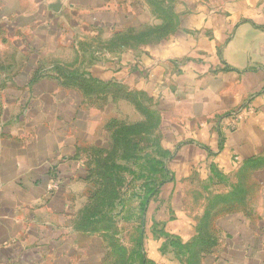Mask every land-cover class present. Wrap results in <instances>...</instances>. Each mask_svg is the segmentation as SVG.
<instances>
[{
	"label": "crops",
	"instance_id": "1",
	"mask_svg": "<svg viewBox=\"0 0 264 264\" xmlns=\"http://www.w3.org/2000/svg\"><path fill=\"white\" fill-rule=\"evenodd\" d=\"M145 1L0 0V29L21 35L35 57L0 88V264L114 263L110 234L82 221L99 189L94 161L111 150L118 125L142 122L112 114L123 107L140 115L127 94L157 113L167 152L169 178L139 215L149 264H182L164 250L165 236H197L198 221L185 212L188 186L233 181L247 161L264 157V0H169L178 23L166 39L98 48L146 28ZM65 70L121 87L122 97L90 95L64 81ZM262 173L250 170L246 200L215 217L224 238L216 264H264ZM232 217H241L233 235L221 224Z\"/></svg>",
	"mask_w": 264,
	"mask_h": 264
},
{
	"label": "rangeland",
	"instance_id": "2",
	"mask_svg": "<svg viewBox=\"0 0 264 264\" xmlns=\"http://www.w3.org/2000/svg\"><path fill=\"white\" fill-rule=\"evenodd\" d=\"M147 2L152 11L147 15V17H150V23L146 28H141V30L151 33V29L155 26L163 25L165 21L163 20L161 16L162 13L157 6L159 0H148ZM166 3L169 5L172 4L169 0H166ZM142 21H144V19H142ZM154 21L156 23H154ZM12 34V31L0 29V88H2V86L5 87L7 83L10 85V76L13 75V72L24 69L26 63L27 66L29 65V68L31 67V64L35 63V61H33L35 60V57H29V51L26 50V47L22 43V36ZM12 41L17 42L12 44ZM134 43L136 42L134 41ZM101 47L103 46H98V48ZM19 81L20 83H25L26 79L23 77L20 78ZM128 96L131 101L134 100L132 102L135 105L136 103H140L142 107H148L147 109H149V104L145 98L134 94ZM0 97L2 98V93H0ZM138 112L140 115L137 112L134 113L133 110H128L126 108L123 109V107H121L120 109H115L112 113L116 119H122L126 122L132 123L138 121L140 116L142 117V126H139L137 130H134V132L129 135L131 144L126 147L125 150L122 149L124 154H119L118 159H114V162L108 164L113 170L114 181L116 182V190L111 195V203L113 206L110 207L109 212L113 213L112 215L115 219V221L112 222L114 225L111 226L112 231L110 232V235L117 236L120 244L124 245L125 249L129 251L127 255H122L125 264H129V262H132L133 264L135 261L138 263L140 229L139 215L142 213L141 205L146 199L148 193H151L154 188L160 185L162 181H165L168 176V173L164 170L166 166L167 152L161 145L159 139L160 133H158V130L154 129L155 119L154 117L144 114L146 113L145 110H138ZM106 159L99 158L98 165L95 164L94 166L99 168L101 163L104 165ZM101 170L104 171L105 169L101 168ZM257 177L264 184V173ZM250 178L249 171H247L245 175L239 174L233 181L219 176L214 184L200 182L192 183L191 186H188L184 191V201L186 204L185 212L187 215H190L198 221L199 227L203 232L204 240L197 250L206 248L208 251L209 249V251L206 252V256L203 258L200 256L201 264L204 262L205 264H216V259L213 256V253L218 251L220 247L222 249L224 246V238H218L216 230L213 227V221L217 214L224 210L226 211L231 203L242 200L244 194L247 198L248 194H250L248 186L251 181ZM234 188L238 190L241 189V193L237 195V197H232L229 194ZM257 201L258 199L256 198V204ZM165 208L167 212L168 208ZM247 209H251L250 204ZM147 215L150 214L147 213ZM204 217L209 218L208 224L207 221L205 223L203 222ZM241 217L225 219L221 224L229 234H236L238 228L241 226ZM108 224L110 223L108 222ZM263 228L264 227H262V229ZM195 241L196 239H192L188 242L182 241L179 246L175 248L174 251L182 264H188V261L190 260L189 253L194 249L193 246ZM180 245H182V247H180ZM168 249L171 250V248ZM224 256L228 257L227 254H221L220 261L222 263L227 261V259H224ZM127 259L129 260L128 263H126ZM121 263L122 261L119 262V264Z\"/></svg>",
	"mask_w": 264,
	"mask_h": 264
},
{
	"label": "trees",
	"instance_id": "3",
	"mask_svg": "<svg viewBox=\"0 0 264 264\" xmlns=\"http://www.w3.org/2000/svg\"><path fill=\"white\" fill-rule=\"evenodd\" d=\"M148 1V0H147ZM156 5V4H155ZM160 12L162 13V18L165 21L163 25L160 26H155L153 29H151L150 31H152L151 33H147L145 31L140 30H132L130 32H124V33H118L116 34L110 41H108L107 43H102L103 49L105 50H109L111 52H115V51H122L125 49H134V48H138L139 46L143 45V44H156L164 39H166L169 35L173 34L176 29H177V23H178V18L174 12V9L172 7V5H169L166 3V0H159V3L157 4ZM157 8V7H156ZM136 32V33H135ZM134 41L136 43H134ZM64 81L72 83V84H77L79 86H81L84 90H86L88 92V94H95V95H106L107 91L109 90V92H112L113 90H115L116 94H119V96L122 97L121 93V87H114L113 89H111V87H109L106 84H102V85H96V81L93 80L92 78L85 76L77 71H69V70H65L64 71ZM120 90V91H119ZM103 92V93H102ZM132 94V93H131ZM127 94L125 96H127L128 98H130ZM137 95V94H134ZM139 96V95H137ZM136 96V97H137ZM140 97V96H139ZM134 101V100H132ZM136 108L140 111V110H145L146 115L150 116V117H154V129L155 130H159V124H160V120H159V116L157 115V113L153 110L147 109L148 107H142L140 105V103H136ZM139 126H142V122L140 123H135L132 125H125V124H121L118 125V127L116 128V130L113 133V144H112V148L109 152L106 153V156L104 157H99V158H107L103 163H101L98 167L94 168V172H93V177L95 179H97L98 183H99V189L96 192L95 195V199L93 204L91 205V207H88V209L85 210L84 212V220L82 221L84 226H86L87 228H99V229H104L108 234H110V232L112 231V225H114L112 222L115 221L114 216L112 215L113 213H109L110 212V207L113 206V204L111 203V195L112 193L116 190L115 189V185L116 182L114 181V175H113V170L111 167H109L108 164H110V162H114V159H118L119 158V154H124V151L126 147H128L131 144V139L129 137V135H131L134 130H137V128ZM123 149V150H122ZM97 158L94 161V165L97 164L98 165V159ZM106 167V168H105ZM264 167V157L263 158H257V159H251L249 161H247L241 171H240V175H245L247 171H250L252 169H256V168H262ZM101 168L105 169L104 171L101 170ZM107 169V170H106ZM166 166H165V171H166ZM248 169V170H247ZM167 173V171H166ZM168 176L166 178L165 181H162V183L160 185H158L156 188H154V190L151 193H148V195L146 196V199L143 201L142 205H141V212L142 215L145 214L146 209L148 207V204L150 202V199L152 198V196L155 195V193H157V189H159V187L164 184L167 180H168ZM241 193V189L238 190L236 188L233 189V191L230 194V196L232 197H237V195H239ZM113 198V197H112ZM245 194L243 196L242 200H238L236 202L240 203V202H244L245 201ZM110 218V219H109ZM207 221V224L209 223V218L208 217H204L203 222L205 223ZM108 222L110 224H108ZM211 222V220H210ZM197 229V236L194 238L196 239V241L194 242V249L189 253V258L190 260L188 261V264H201V257L203 258L204 256H206V252L207 249H202V250H197V248L203 243L204 237H203V232L201 231V228L199 227V224L196 227ZM166 237V242L164 245V250H167L168 248H171V250L175 253L174 251L175 248H177V246H179L180 242H182V240H180L177 237H170V236H165ZM109 240H110V244L114 250V263L113 264H119L120 261H122L121 264H125L124 262V257L122 255H127V250L125 249V247H122V245L120 244V242L115 238V236L109 235ZM138 263L133 262V264H149L143 251H142V243H141V239H139L138 242ZM180 247H182V245H180ZM118 255V256H117ZM122 256V257H121ZM201 256V257H200ZM117 257V258H116ZM176 257L178 258V256L176 255ZM179 259V258H178ZM180 260V259H179ZM129 260H126V263H128ZM129 264H132V262H129Z\"/></svg>",
	"mask_w": 264,
	"mask_h": 264
}]
</instances>
